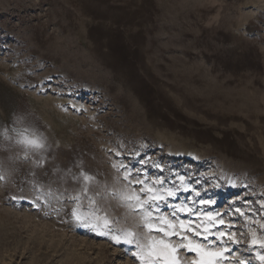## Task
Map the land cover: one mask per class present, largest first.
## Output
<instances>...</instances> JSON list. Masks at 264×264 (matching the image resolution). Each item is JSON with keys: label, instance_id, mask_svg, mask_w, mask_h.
Instances as JSON below:
<instances>
[{"label": "rangeland", "instance_id": "rangeland-1", "mask_svg": "<svg viewBox=\"0 0 264 264\" xmlns=\"http://www.w3.org/2000/svg\"><path fill=\"white\" fill-rule=\"evenodd\" d=\"M0 177V264H264V0H0Z\"/></svg>", "mask_w": 264, "mask_h": 264}, {"label": "snow or ice", "instance_id": "snow-or-ice-1", "mask_svg": "<svg viewBox=\"0 0 264 264\" xmlns=\"http://www.w3.org/2000/svg\"><path fill=\"white\" fill-rule=\"evenodd\" d=\"M20 139L17 140V143L23 145L25 148L33 150V151H40L43 150L45 148V144L42 140V138L34 135V134H28L27 130L18 133ZM39 163V162H38ZM0 179H2V177H0ZM74 180L77 181H82L83 182V191L84 192H88L89 191V185L93 184L95 182V177L91 176L83 171L80 172L79 176H74L73 177ZM125 179H127V176H125ZM138 183H143L142 181H138ZM142 191H147L149 193H151L153 190L151 188L148 189H142ZM50 195V193H49ZM169 196L174 195L173 192L169 191L168 192ZM128 200H136L138 206H143L144 204H147L149 201L148 200H144L141 201L140 197L133 194L131 196H127L125 197ZM162 197H157L155 195H152L149 197V200H156V199H161ZM74 199H78V197H74ZM72 215L76 218L77 221H80L83 226L85 228H89V229H93L97 231V235L100 236H104L110 240H113L115 243L119 244L121 243V239L123 238V242L125 244L131 245L133 243H136L135 239H134V234L132 232H127L122 234L121 236H114V235H110L109 232L107 230H99L97 228V225L95 223H87L84 222V220L82 219V216L80 214H78V212L76 211V209H73ZM145 219H147V216L145 217ZM211 219V218H209ZM166 223H168L169 228H175V225H172L171 222H168L165 220ZM108 221L105 219L104 220V229L108 228ZM221 223H223V221H221ZM146 227L149 228V230H151L152 225L151 224H146ZM186 226L181 223L180 224V228H185ZM159 231H164V229H158ZM190 230V229H189ZM205 231H207V229H205ZM177 234L175 232H166L165 235H174ZM199 234V233H197ZM224 234L221 233L220 236H223ZM205 239H207V237H205ZM233 242H237V241H233ZM257 241L255 239H253V244H255ZM153 245L155 246L156 244L161 245L162 247L157 250L155 247H153L152 251L149 252V256H157L159 258H163L165 260V264H177V261L175 259L174 253L176 251V249L174 247H171L170 245H167L164 243L163 240L161 241H153L152 242ZM261 247H264V241L260 242ZM137 247H139V244H137ZM181 247H186L189 251H195L197 252L198 255L201 256V259L199 261L194 262V264H216V260L215 258L221 257L222 253L221 252H207L203 249H201V247L199 245H192V243L189 241V243L187 245H181ZM133 255H136V253H133ZM262 261H264V256L259 257Z\"/></svg>", "mask_w": 264, "mask_h": 264}, {"label": "crops", "instance_id": "crops-1", "mask_svg": "<svg viewBox=\"0 0 264 264\" xmlns=\"http://www.w3.org/2000/svg\"><path fill=\"white\" fill-rule=\"evenodd\" d=\"M196 259H195V261L194 262H196V261H199L200 260V256L198 257V255L196 254Z\"/></svg>", "mask_w": 264, "mask_h": 264}]
</instances>
